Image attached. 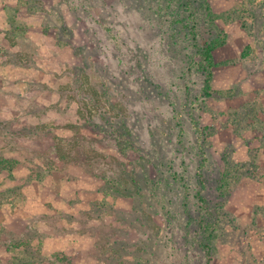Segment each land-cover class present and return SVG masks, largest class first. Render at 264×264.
Instances as JSON below:
<instances>
[{"label": "rangeland", "instance_id": "374dc122", "mask_svg": "<svg viewBox=\"0 0 264 264\" xmlns=\"http://www.w3.org/2000/svg\"><path fill=\"white\" fill-rule=\"evenodd\" d=\"M0 155V264H264V0H0Z\"/></svg>", "mask_w": 264, "mask_h": 264}, {"label": "trees", "instance_id": "16d2710c", "mask_svg": "<svg viewBox=\"0 0 264 264\" xmlns=\"http://www.w3.org/2000/svg\"><path fill=\"white\" fill-rule=\"evenodd\" d=\"M217 44L218 43H216V41H211L205 44L203 48H200V53H201L200 56L201 58H203V61L207 64V66L210 67L213 66L212 52L218 46ZM210 76H211L210 73H207L205 80L206 82L205 84L207 87L210 81ZM14 164H15L14 160L5 159L0 155V173L5 171H11ZM252 177H255V175H253ZM206 242L208 244V240ZM207 244H205L206 247H208ZM209 251H210L209 248H207L206 252L209 253Z\"/></svg>", "mask_w": 264, "mask_h": 264}]
</instances>
